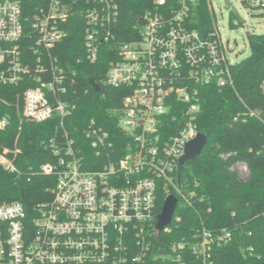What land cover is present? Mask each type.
<instances>
[{"label":"built area","instance_id":"obj_1","mask_svg":"<svg viewBox=\"0 0 264 264\" xmlns=\"http://www.w3.org/2000/svg\"><path fill=\"white\" fill-rule=\"evenodd\" d=\"M200 1L154 0L134 37L116 48L104 84L127 94L114 112L124 144L114 147L116 137L95 120L83 130V142L67 130L73 105L66 69L53 51L67 36L65 25L77 1L0 0V86L13 90L2 103L18 122L12 146L0 143V169L20 174L25 122L57 121L61 130L41 142L54 161L31 172L54 178L51 200L37 204L31 217L20 202H0V264H185L182 255L188 250L206 264L213 243L230 239L226 232L216 236L205 230L192 243L160 244L155 236L157 181L171 183L185 146L198 134L196 86L233 85L234 63L227 58L230 49L215 26L210 0L204 1L212 15L211 32L189 28L191 10ZM240 3L264 8V0ZM77 12L85 21V59L94 64L101 47L116 39L118 5L85 0ZM175 100L188 108L178 109ZM9 116L0 118V134ZM88 151L95 161H88Z\"/></svg>","mask_w":264,"mask_h":264},{"label":"trees","instance_id":"obj_2","mask_svg":"<svg viewBox=\"0 0 264 264\" xmlns=\"http://www.w3.org/2000/svg\"><path fill=\"white\" fill-rule=\"evenodd\" d=\"M74 1L77 10L71 9L69 13L67 36L53 51L66 69L68 100L73 105L66 121L67 130L83 142V130L95 120L116 137L114 147H120L124 139L117 131L114 112L121 108L127 91L104 84L107 65L115 58L118 45L134 37L133 29L146 12L153 10L154 0H115L119 16L113 30L116 39L101 47L102 53L94 64L85 59V21L77 12L85 0ZM191 11L189 28L205 34L211 32L212 15L205 1L201 0ZM246 42L250 55L230 66L232 86H196L197 131L207 137L202 154L185 165L179 184L177 174L172 175L171 183L165 179L157 181V213L169 195L178 200L169 231L158 237L160 244L192 243L203 230L216 236L223 232L230 235L225 244L213 243L206 264H264V34L247 33ZM90 81L99 85V91L94 90ZM10 90L0 86V118L10 115L8 128L0 134V143L6 146H12L18 134L14 112L2 103L9 101L6 96ZM174 102L178 109L188 108L180 100ZM60 132L57 121L23 124L17 162L20 174L0 169V202H20L31 217L37 204L51 200L48 189L53 187L54 178L31 172L37 173L41 165L54 161L41 142L59 136ZM88 152L89 157L92 152ZM90 157L88 161H95L93 155ZM238 165L247 168L245 180L237 171ZM182 256L185 264H203L189 250Z\"/></svg>","mask_w":264,"mask_h":264},{"label":"rangeland","instance_id":"obj_3","mask_svg":"<svg viewBox=\"0 0 264 264\" xmlns=\"http://www.w3.org/2000/svg\"><path fill=\"white\" fill-rule=\"evenodd\" d=\"M227 1L231 3L228 11L224 9V0H210L211 14H213L215 26L220 32L224 46L230 49L227 52V58L232 63H238L250 55L246 34H264V10L247 8L240 3V0ZM235 14L244 23L241 24ZM236 21L238 25L235 24ZM236 168L241 179L245 180L248 172L239 165Z\"/></svg>","mask_w":264,"mask_h":264},{"label":"water","instance_id":"obj_4","mask_svg":"<svg viewBox=\"0 0 264 264\" xmlns=\"http://www.w3.org/2000/svg\"><path fill=\"white\" fill-rule=\"evenodd\" d=\"M231 7V3H229L227 0H224V9L229 10ZM235 17L240 21V23H244L243 20H241L238 15L235 14ZM42 79L44 81H47V76H42ZM91 86H93L95 91H99V85L95 84L93 81H90ZM207 144V137L205 135H202L200 133L197 134V136L189 142L185 148H184V154L178 159L177 163V183L179 184L181 180L182 173L184 171V167L187 163L193 161L197 157H199L202 154V150ZM178 200L173 196L169 195L163 202V207L160 212V214L157 216V224L155 226V236L158 238L161 234V232L168 226L172 224L173 217L175 215V212L177 210L178 206Z\"/></svg>","mask_w":264,"mask_h":264}]
</instances>
